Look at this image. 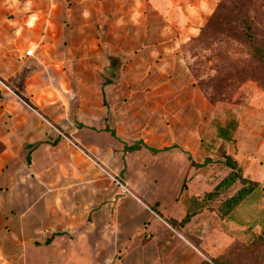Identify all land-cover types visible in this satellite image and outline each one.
<instances>
[{"label":"crops","instance_id":"crops-1","mask_svg":"<svg viewBox=\"0 0 264 264\" xmlns=\"http://www.w3.org/2000/svg\"><path fill=\"white\" fill-rule=\"evenodd\" d=\"M220 1L0 0V79L11 90L0 91V264H232L262 234L264 111L233 112L234 143L223 150L258 185L233 204L243 186L223 185L236 172L204 164L211 155L200 151L214 115L202 96H136L167 110L143 129L136 108L128 119L103 104L97 60L83 63L98 51L84 39L147 22L139 39L163 58L153 69L172 72L146 73L143 86L184 87L173 52ZM72 39L79 45H65Z\"/></svg>","mask_w":264,"mask_h":264},{"label":"rangeland","instance_id":"rangeland-1","mask_svg":"<svg viewBox=\"0 0 264 264\" xmlns=\"http://www.w3.org/2000/svg\"><path fill=\"white\" fill-rule=\"evenodd\" d=\"M99 25L103 23L99 22ZM150 27L147 22L127 25L124 32L115 37H106L103 32L101 36L84 39L80 44L98 50L97 55L93 51L83 55V63L86 67L97 60L103 104L114 109L116 115L126 111L128 119L135 116L130 107L136 108L140 116L136 115L135 121L145 129L152 126L149 121L154 118L152 115L158 117L157 120L163 118L166 121L167 110L145 109L143 103L138 105L136 96H142L144 101L154 95L168 96L177 89L182 96L200 95L214 113L200 138V151L210 153L211 159L208 160L211 162L223 163L225 144L217 138V129L235 119L234 111L244 119L250 118L253 112L264 111V0H221L199 35L175 49L174 66L182 63L187 69L189 82L184 87L143 86L145 82L141 80L146 73L148 78L165 79L166 74L172 72L167 70L164 74L153 69L163 59L161 53L146 47L147 42L154 40L139 39V34L148 32ZM65 45L77 46L79 43L72 39L66 40ZM90 75L94 74L84 71L88 83ZM153 105L149 103V106ZM232 264H264V246L233 259Z\"/></svg>","mask_w":264,"mask_h":264},{"label":"trees","instance_id":"trees-1","mask_svg":"<svg viewBox=\"0 0 264 264\" xmlns=\"http://www.w3.org/2000/svg\"><path fill=\"white\" fill-rule=\"evenodd\" d=\"M203 36V35H202ZM203 38V37H202ZM238 127V123L235 119L230 120L229 122H226L225 125L220 126L217 129V138L219 140H221L222 143H224L225 145L229 144V145H233L234 140H233V136L234 133L236 131ZM139 146L135 145L132 146L130 148H128L129 150H135L138 149ZM2 151V147L0 145V152ZM210 162V160L206 159L205 163ZM223 163L225 166H227L228 168L234 170L236 173L233 174V176L227 181V183H225L223 186H227V185H231L232 183H234L236 180H238L240 182V184L243 186L236 194V196H234L233 198L230 199L231 203L233 204H237L238 202H240L246 195H248L251 190H253L254 188H256L258 185L257 184H253V183H249L246 180H244L241 175H240V170L238 169L237 165L231 160L230 156L225 155V157L223 158ZM192 166H194L195 164H193L191 162ZM197 167V166H196ZM219 187V186H218ZM216 187V189L218 188ZM213 195V193H212ZM189 219L185 218L183 220V222H187ZM264 246V230L262 232V234L260 236H258L253 243H251L249 246L242 248L238 251V253H242L244 255H248L251 254L252 252H254L256 249H258L259 247Z\"/></svg>","mask_w":264,"mask_h":264},{"label":"built area","instance_id":"built-area-1","mask_svg":"<svg viewBox=\"0 0 264 264\" xmlns=\"http://www.w3.org/2000/svg\"><path fill=\"white\" fill-rule=\"evenodd\" d=\"M33 53H34V49L32 48L31 50L25 52L24 56L25 57H31L33 55ZM0 91L6 92V93H11V90L9 89L7 84L4 81H2L1 79H0Z\"/></svg>","mask_w":264,"mask_h":264}]
</instances>
